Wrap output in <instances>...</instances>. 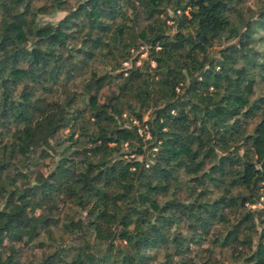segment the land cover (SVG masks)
<instances>
[{"label": "trees", "instance_id": "trees-1", "mask_svg": "<svg viewBox=\"0 0 264 264\" xmlns=\"http://www.w3.org/2000/svg\"><path fill=\"white\" fill-rule=\"evenodd\" d=\"M0 264H264V0H0Z\"/></svg>", "mask_w": 264, "mask_h": 264}, {"label": "rangeland", "instance_id": "rangeland-1", "mask_svg": "<svg viewBox=\"0 0 264 264\" xmlns=\"http://www.w3.org/2000/svg\"><path fill=\"white\" fill-rule=\"evenodd\" d=\"M61 14H62V12H58L55 16H45L44 18H45V19H56V18H58ZM140 49H141L142 51L139 53V58H142V57L145 56L146 51H145V47H144V46H141ZM138 62H139V61H138ZM125 64H127V62H125ZM257 205H258V206H261L262 204L258 203Z\"/></svg>", "mask_w": 264, "mask_h": 264}]
</instances>
